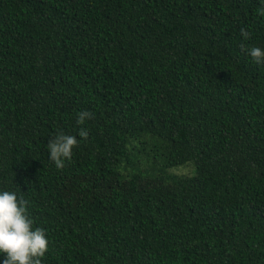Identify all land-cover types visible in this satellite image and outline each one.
Segmentation results:
<instances>
[{
	"label": "trees",
	"instance_id": "trees-1",
	"mask_svg": "<svg viewBox=\"0 0 264 264\" xmlns=\"http://www.w3.org/2000/svg\"><path fill=\"white\" fill-rule=\"evenodd\" d=\"M262 8L0 0V191L30 201L42 264H264V65L239 47L264 48ZM60 132L80 141L62 170Z\"/></svg>",
	"mask_w": 264,
	"mask_h": 264
},
{
	"label": "clouds",
	"instance_id": "clouds-1",
	"mask_svg": "<svg viewBox=\"0 0 264 264\" xmlns=\"http://www.w3.org/2000/svg\"><path fill=\"white\" fill-rule=\"evenodd\" d=\"M264 12V8L261 9ZM244 40L251 38L250 33L240 29ZM241 51L246 52L257 65H264V48L248 47L240 44ZM88 110L77 114V124L83 125L93 118ZM79 137L88 138V130L81 128ZM80 141L74 135L58 133L48 143L50 161L58 170L66 166V161L73 157V149L79 146ZM30 201L20 191H0V254L5 255L3 264H42V258L48 252L49 240L44 228L34 227L35 221L29 212Z\"/></svg>",
	"mask_w": 264,
	"mask_h": 264
},
{
	"label": "rangeland",
	"instance_id": "rangeland-1",
	"mask_svg": "<svg viewBox=\"0 0 264 264\" xmlns=\"http://www.w3.org/2000/svg\"><path fill=\"white\" fill-rule=\"evenodd\" d=\"M151 149L148 147H142L140 144H131L128 146V155L130 160L135 164L136 168L145 170L152 158ZM157 164H160V159H156ZM167 174L175 176H193L194 165L192 162H188L184 165L175 166L166 170Z\"/></svg>",
	"mask_w": 264,
	"mask_h": 264
}]
</instances>
